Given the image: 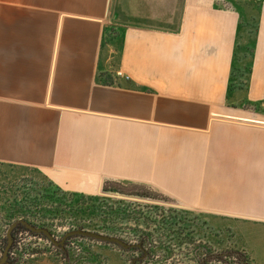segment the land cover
<instances>
[{
	"label": "crops",
	"instance_id": "crops-1",
	"mask_svg": "<svg viewBox=\"0 0 264 264\" xmlns=\"http://www.w3.org/2000/svg\"><path fill=\"white\" fill-rule=\"evenodd\" d=\"M222 2L0 0V163L70 193L154 185L250 227L264 264V121L249 109L264 114V5L248 51L245 15ZM174 11L175 32L154 25Z\"/></svg>",
	"mask_w": 264,
	"mask_h": 264
},
{
	"label": "rangeland",
	"instance_id": "rangeland-1",
	"mask_svg": "<svg viewBox=\"0 0 264 264\" xmlns=\"http://www.w3.org/2000/svg\"><path fill=\"white\" fill-rule=\"evenodd\" d=\"M172 2V9L176 10L181 5L182 0H172ZM222 3L235 8L245 15L242 18V26H245L248 29L247 33L251 32V35H244L247 41H243V48H247L248 51L251 48L253 49L255 43L254 34L258 25V14L263 8L264 0H223ZM125 20L121 19V22L116 21L118 22V26H112V30L108 32L107 41L114 40L113 45L117 46L116 48L121 43L123 31L133 23L132 19H130L126 20L128 24H124ZM180 21L181 18L174 11L170 18L164 21L158 20L154 25L159 29L175 32L180 25ZM245 108H249V106L245 104ZM249 109L253 113L255 120L264 121V114L262 115L259 109L254 107ZM117 183L106 182L99 194L95 195L70 193L60 189L37 169L0 163V259L5 250L2 239L7 233L9 221L13 223L15 221L27 220L30 224L48 229L59 241L65 233L73 230V227L76 225H82L91 231L94 228H98L100 221L97 217H93L89 210L93 204L99 205L102 201L105 204L123 201L128 205H138L140 213L148 209L150 211L152 249L154 252L152 264H197V258L204 257L206 254L208 255V263L206 264L237 263L235 258L228 256L229 254L219 257L222 251L242 253L247 257L250 264L253 263L249 253L250 248L254 245L250 237V227L248 229L241 222L227 226L214 225L212 223H215V220L210 216L176 207L179 205L154 185L132 183H127L131 185H126L121 184L124 182ZM105 187L107 189L117 188L122 192L104 191ZM58 189L59 192L61 191L66 194L64 196L66 199L65 203H69L67 202L69 200H74L78 209H83L84 213L75 212L73 214L69 210L66 213H55L52 210H48V212L42 211L49 207L46 208V202L35 200V198H41L44 194L54 193ZM30 192L34 193L32 195L34 197L32 200L34 201L31 203L26 202L23 205L26 208L19 210V207H15L13 209L16 203L13 200L14 195H21V199L17 201L18 204H22L25 202L23 200L24 194ZM136 194L148 197H140ZM80 195H84L87 199L92 198L94 201L86 200L85 202L81 200ZM253 196V201H258L260 197H264V193L260 192ZM59 197H62V195L55 197L56 202L60 201L57 200ZM51 202L47 204H51ZM28 207H35L33 209L36 210L30 212L27 209ZM163 226L165 227L164 236L161 229ZM18 243V249H15L13 254L9 252V257L14 259H17L21 255V263L17 262L16 264H130V259L132 258L131 253L123 252L113 245L85 239L72 240L70 249H73L75 254L81 255L79 258L72 259L71 262L61 260L57 250L45 239L22 232L18 236Z\"/></svg>",
	"mask_w": 264,
	"mask_h": 264
},
{
	"label": "trees",
	"instance_id": "trees-1",
	"mask_svg": "<svg viewBox=\"0 0 264 264\" xmlns=\"http://www.w3.org/2000/svg\"><path fill=\"white\" fill-rule=\"evenodd\" d=\"M118 184V183H117ZM121 184H126V185H131V184H127V183H121ZM104 191H111V192H116V193H121L122 191L117 189V188H109L107 189L106 187L103 189ZM59 193V194H58ZM34 193L30 192V193H25L23 196V200H25V202H23L22 204H18L19 199H21V195L20 194H16L14 195L13 200L16 202L15 206L13 209H15V207H19L18 209H23L26 207H23V205L26 204V202L31 203L34 200V197H32ZM133 194V193H130ZM57 195H62V197H59L60 200L58 202H56L55 197ZM66 194H64L63 192H59V189L57 191H54V193L51 194H44L43 197H36L35 200L41 201V202H46V208L49 207L48 209L42 210V211H46L48 212V210H52L55 213H66L67 210L70 211V213H80L83 214L84 210L83 209H78V206L75 205L74 200H69L67 202L69 203H65L66 199L65 196ZM138 196H145L148 197L146 195H142V194H136ZM71 196V195H70ZM81 200H84L86 202V200L88 201H94V199L92 198H85L84 195H80ZM73 197V196H71ZM75 199V197H74ZM30 200V201H28ZM80 200V199H79ZM51 202V204H47L48 202ZM35 203V202H34ZM101 204H93L91 209H89L93 215V217H97V219H99L100 224L98 225V228H94V232L100 233V234H105V235H109V236H114V237H118L121 240H123L127 245H129L130 247L128 249H125L121 246L112 244V243H105V242H100V241H96L94 239H90V238H86L80 235H75V236H70L66 239V241L62 244L61 242L63 241L65 235L63 236V238L61 240H57V238L54 236V234L51 233V231H49L54 238L56 239V241L58 242V245L54 244L45 234L41 233V234H37V233H33L32 231H30L29 229L25 228L23 225H18L12 232L13 235V243L11 245L10 248V253L13 254V252L15 251V249H18V236L20 233L25 232L31 236L34 237H38V238H42L47 240L48 242H50V244L54 247V249L57 250L58 254L61 257V260H64L65 262H71L72 259L75 258H79L81 254H75L73 252V249H70L71 247V243L73 239H85V240H90V241H96L102 244H106V245H113L115 247H117L118 249L122 250L123 252H127V253H131L132 254V258L130 259V264H152L153 263V259H154V252L152 249V245H153V241H152V223L150 220L151 214L149 209L144 211L143 213H140L138 210V205H128L126 203H124L123 201H119V202H115V203H106L105 202H100ZM33 206V204H32ZM31 207V206H30ZM28 207L27 209L30 212H34L33 208ZM66 209V210H64ZM27 221V220H26ZM16 222V221H15ZM13 222V223H15ZM13 223H10L9 221V227L7 229V233L4 235L2 241H3V246L4 248L7 246L8 244V230L10 229V227L12 226ZM30 223V222H29ZM33 225V224H32ZM35 227H38L36 225H33ZM41 228V227H38ZM164 226L161 228L162 234L163 236L165 235V230H164ZM87 230L85 227H83L82 225H76L73 227V230ZM69 231V232H71ZM91 231V230H88ZM92 231V232H93ZM162 242H164L161 239ZM228 255L230 257H233L236 259V264H244V263H249L247 257L239 252H228V251H222L221 255ZM10 256V255H9ZM207 254L204 257H198L196 260L197 264H206L208 263V259H207ZM222 258V257H221ZM21 259V255L20 257H18L17 259H14L12 257H9L8 259V264H16L21 263L20 262ZM250 264V263H249Z\"/></svg>",
	"mask_w": 264,
	"mask_h": 264
},
{
	"label": "water",
	"instance_id": "water-1",
	"mask_svg": "<svg viewBox=\"0 0 264 264\" xmlns=\"http://www.w3.org/2000/svg\"><path fill=\"white\" fill-rule=\"evenodd\" d=\"M18 225H23L25 228L29 229L33 233H37V234L43 233L54 244L58 245V242L56 241L54 236L49 232L48 229L35 227V226H33L32 224H30L29 222H27L25 220L16 221L15 223L12 224V226L8 230V234H7V236H8V244L5 247V250L3 251L2 258L0 259V264H8L9 252H10L11 245L13 243L12 232ZM75 235H80V236H83V237H86V238H90V239H94V240L100 241V242L112 243V244L121 246V247H123L125 249H128L130 247L129 245H127L123 240H121L118 237L109 236V235H105V234H100V233L92 232V231H88V230H81V229L68 232L61 243L63 244L68 237L75 236ZM244 264H249V263H244Z\"/></svg>",
	"mask_w": 264,
	"mask_h": 264
}]
</instances>
